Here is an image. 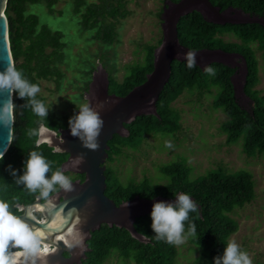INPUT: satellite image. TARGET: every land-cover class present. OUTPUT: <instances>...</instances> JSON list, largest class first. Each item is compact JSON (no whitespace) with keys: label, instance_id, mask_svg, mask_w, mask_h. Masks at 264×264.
<instances>
[{"label":"trees","instance_id":"trees-1","mask_svg":"<svg viewBox=\"0 0 264 264\" xmlns=\"http://www.w3.org/2000/svg\"><path fill=\"white\" fill-rule=\"evenodd\" d=\"M41 1L46 3L51 12L55 11L54 6L58 0H7L5 8L15 66L31 83L38 85L40 79L55 77L59 81L62 75L59 63L64 60L65 47L63 33L60 30H52L47 24H40L39 16L34 12H28L29 4ZM127 1L73 0V9L75 14L79 15V22L84 28L95 29L93 34L95 39L112 44L117 40L118 21L130 13ZM211 2L221 10L234 7L251 16L264 19V0H211ZM177 32L179 42L192 50L219 48L226 52L239 53L246 65L243 90L250 100V105H243L236 95L232 80L236 67L213 61L207 66L216 69V75L209 76L205 73L204 67L198 64L189 69L186 60L174 59L169 79L156 100V112L136 116L125 123L126 134H114L108 141L105 193L118 205L133 200L136 196L152 199L175 198L174 195L178 193L188 194L197 205V211L189 213L190 221L196 226V236L189 238V241L200 251L192 264H213V258L223 254L231 235L239 228L238 221L231 213L235 208L251 202L256 196L255 181L250 171L244 169L229 172L220 167L200 177L190 178L191 168L178 160L160 166L162 176L166 179L165 183L153 184L148 178L124 183L110 163L123 153L124 147H138L148 134H172L177 131L181 125L180 113L172 106V102L184 91L193 89L200 93L215 89L213 105L222 109L226 115L221 125L222 131L226 134V143H233L242 138L243 151L246 155L263 153L264 95L255 88L259 81V61L254 45L256 44L264 56V24L214 23L207 20L199 11L193 10L180 17ZM224 34H232L238 41L225 40ZM161 43L162 38L159 39L158 45H148L145 62L122 82L119 83L108 75L109 92L122 96L143 83L147 74L153 70L154 51ZM37 99L42 100L48 108V115L43 120L27 107L26 99L20 98L18 94L14 96L16 119L13 140L4 154V159L0 161V200L8 202L14 214L22 213V210L17 209L19 205L30 203L39 196V193H29L22 184L16 183L23 174V165L30 151L41 153L50 162L51 171L47 174L49 177L57 170L64 174L70 173L62 170L63 163L69 156L67 152L54 150L46 141L37 146L35 143L37 137L29 138L27 135L29 129L41 126L54 131L68 126L70 118L68 115L60 116L49 108L40 93L37 94ZM70 178H80L83 181L85 174L78 173ZM34 213L38 218L43 217L38 211ZM150 213L151 211L138 216L134 221V228L143 239L134 236L125 227L106 223L92 231L88 239L89 249L80 264H103L113 255H117L124 262L134 261L136 264H176L178 246L155 239ZM187 223L185 222L186 228Z\"/></svg>","mask_w":264,"mask_h":264},{"label":"rangeland","instance_id":"rangeland-1","mask_svg":"<svg viewBox=\"0 0 264 264\" xmlns=\"http://www.w3.org/2000/svg\"><path fill=\"white\" fill-rule=\"evenodd\" d=\"M167 3V0H128L130 13L118 21L117 40L112 44L95 39V29H86L80 24L79 15L73 9V0H58L54 12L44 1L29 4L28 12L36 13L40 24L60 30L65 42L64 60L59 63L62 74L59 81L55 77L39 80V93L45 98L47 106L60 116L72 117L79 111V105H90L99 100L108 75L119 83L131 75L145 62L147 46L158 45L159 39L163 40V13ZM230 15L240 17L235 10ZM223 37L225 40L238 41L232 34H224ZM254 47L259 61V81L255 88L264 95V56L256 44ZM227 61L243 64L238 56H232ZM92 81L94 84H91ZM243 81V71L234 76L238 97L243 105L249 106L250 100L244 93ZM214 91H184L172 102V106L180 113V128L172 134L146 135L138 147H124L123 153L110 165L124 183L144 178L153 184L165 183L160 166L178 160L189 165L190 178L200 177L220 167L229 172L250 171L255 181L256 196L231 213L238 221L239 228L230 240H235L241 250L248 253L252 264H264V152L246 155L242 138L226 143V134L221 129L226 115L222 109L214 107ZM126 133L124 130L123 134ZM41 139L49 140V135ZM166 142H171L174 147H165ZM76 164L74 160L63 164V171L70 172L66 176L75 175L73 168ZM178 251L176 264H192L200 252L189 240L178 246ZM103 264L136 263L124 262L113 255Z\"/></svg>","mask_w":264,"mask_h":264},{"label":"water","instance_id":"water-1","mask_svg":"<svg viewBox=\"0 0 264 264\" xmlns=\"http://www.w3.org/2000/svg\"><path fill=\"white\" fill-rule=\"evenodd\" d=\"M167 2L163 13V40L154 51V67L147 74L146 80L122 96L109 92V80H107L105 89L99 94V100L90 103V106L99 112L103 120V127L97 137L99 148L92 150L85 147L78 136L71 134L69 125L58 131L43 126L47 130L44 135H49V140L43 141L48 142L56 151L67 152L69 156L65 163L77 161L73 170L76 173L85 174L83 181H71V191L66 192L59 189L49 196V203L37 196L34 201L19 205L22 213L15 214L45 233L42 245L50 248L47 254V264H80L89 249L88 239L91 232L100 228L104 223L125 227L134 236L143 239L134 228L136 218L150 212L155 201H175L176 197L142 199L136 196L133 200L116 204L105 193V162L108 157V141L113 138L114 134L124 135L125 123L138 115L156 112V100L169 79L174 59L185 60L182 54L193 51L196 52V64L204 67L213 61L235 66L227 59L232 56L241 57L239 53H230L219 48L192 50L182 45L177 32V22L180 17L197 10L207 20L214 23L260 22L264 24L262 17L251 16L234 7L221 10L211 0H180L178 2L167 0ZM6 5L7 0H0V72L4 71L10 61L14 63L8 34V18L5 14ZM232 10H235L240 17H232L230 15ZM242 62L245 67L243 77L245 79L247 71L243 58ZM232 80L234 82V79ZM91 84H94V81ZM234 86H236L235 82ZM7 98L6 91L0 92V107ZM101 104H103L102 107ZM9 131L8 127L0 123V152L5 153L9 148ZM36 211L40 212L43 217L35 216ZM29 213L31 215H28ZM58 216L60 221L54 223ZM69 229L80 231L83 236L81 246H69V243L65 242L69 239L66 235ZM66 252L68 256L65 255ZM37 264H40L39 260Z\"/></svg>","mask_w":264,"mask_h":264},{"label":"clouds","instance_id":"clouds-1","mask_svg":"<svg viewBox=\"0 0 264 264\" xmlns=\"http://www.w3.org/2000/svg\"><path fill=\"white\" fill-rule=\"evenodd\" d=\"M182 55L187 61L189 69L196 67V52L188 51ZM204 71L209 76L216 75V69L211 66H204ZM40 90L39 85L31 83L11 61L4 71L0 72V92L6 91L8 94V98L3 101L2 107H0V123L10 130L9 146L12 144V129L16 119L14 96L18 94L20 98L26 99L27 107H30L32 112L43 120L48 115V108L42 100L37 99ZM100 106L102 107L103 104ZM78 108L79 111L68 121L71 134L78 136L85 147L97 150L99 148L97 137L103 127V120L99 112L87 103L79 105ZM46 131L44 127L29 129L27 135L29 138L37 137L35 143L39 146L43 142L41 138ZM165 147L171 149L174 145L171 142H166ZM4 154V152H0V161L4 159ZM23 167V174L19 176L16 183L22 184L29 193H39V197L46 203H49V196L54 191L58 189H63L66 192L72 190L70 178L61 170L55 171L50 177L47 175L51 171L50 162L35 150L29 152ZM174 196L176 197L174 202L155 201L153 203L150 213L151 228L157 241L181 246L189 238L196 236V226L190 221L189 213L196 212L197 205L186 193H178ZM185 222H188L187 228ZM66 235L69 239L65 242L69 243V246H81L83 236L79 230L68 231ZM44 237V232L15 215L10 204L0 200V264H37L38 260L40 264H47L49 248L42 247ZM213 264H252V259L247 252L241 250L235 240H229L223 254L213 258Z\"/></svg>","mask_w":264,"mask_h":264},{"label":"flooded vegetation","instance_id":"flooded-vegetation-1","mask_svg":"<svg viewBox=\"0 0 264 264\" xmlns=\"http://www.w3.org/2000/svg\"><path fill=\"white\" fill-rule=\"evenodd\" d=\"M232 65V64H231ZM233 65H235L234 67H236L237 68V70H236V72H235V74L232 76V79H234V76L236 75V74H238L239 72H242L243 71V77H244V73H245V67H244V65L243 64H241V65H236V64H234L233 63ZM243 80H244V78H243ZM244 82V81H243ZM243 87H244V85H243ZM235 89H236V86H235ZM245 93V92H244ZM236 95L238 96V94H237V90H236ZM246 95V94H245ZM66 162V161H65ZM64 162V163H65ZM63 163V164H64ZM62 170H63V167H62ZM74 173V172H73ZM74 174H78V173H74ZM75 176V175H74ZM74 176H69V178L70 177H74ZM70 181H82L80 178H70ZM42 247H43V245H42ZM65 255L66 256H68L69 254L66 252L65 253Z\"/></svg>","mask_w":264,"mask_h":264},{"label":"bare ground","instance_id":"bare-ground-1","mask_svg":"<svg viewBox=\"0 0 264 264\" xmlns=\"http://www.w3.org/2000/svg\"><path fill=\"white\" fill-rule=\"evenodd\" d=\"M60 220H58V219H55V222L54 223H58ZM68 231H71V229H69ZM59 237H61V238H63L64 240L66 239V238H64L62 235H58ZM46 247H48L47 245H46ZM49 248V247H48ZM49 250H50V248H49Z\"/></svg>","mask_w":264,"mask_h":264}]
</instances>
